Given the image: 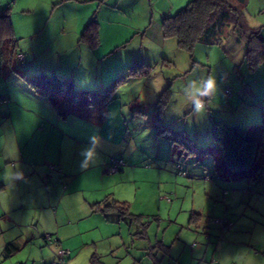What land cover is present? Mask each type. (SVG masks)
Segmentation results:
<instances>
[{
	"label": "rangeland",
	"instance_id": "374dc122",
	"mask_svg": "<svg viewBox=\"0 0 264 264\" xmlns=\"http://www.w3.org/2000/svg\"><path fill=\"white\" fill-rule=\"evenodd\" d=\"M244 16L248 26L260 27L264 35V0H247ZM32 19L35 24L22 29L21 23L19 28L29 34L36 27L37 33L17 41L24 60L14 55L9 70L0 75V97L6 86L32 91L28 81H36L38 75L52 76L49 68L56 80L65 74L77 76L74 88L93 94L126 73L127 67L113 77L108 72L116 68L117 58H124V50L103 63L94 52L79 49L65 56H41L38 10ZM28 44L38 47L24 50ZM244 51L238 31L223 38L221 44L198 43L192 53L180 50L175 39H167L165 57L151 64L148 76L129 77L114 100L106 106H93L81 121L61 119L59 129L70 134L67 138L56 130L50 134V122L39 120V135H28L26 140L32 137L36 141L39 136V164L46 161L57 167L47 179L61 176L59 168L68 169L66 165L72 167L70 163H74L77 168L71 173L81 181L100 186V178H109L104 182L109 190L100 197L101 208L113 201L126 202L131 215L119 220L113 211L104 215L87 206L86 210L81 205L72 206L68 211L75 224L61 229L60 235L54 229L39 227V236L25 247L21 242L27 233L8 229L0 221V264H58L55 247L43 238L46 233L53 242H61L59 248L68 251L64 264H154L149 252L157 261L162 260L161 264H264L253 258L264 257V177L228 180L220 172L225 167L220 151L212 148L210 135L213 120L256 135L264 129V64L251 72ZM163 59L167 60L164 64ZM78 76L87 81H77ZM208 80L213 81V88L207 96H198L195 88ZM39 99L55 111L47 99ZM196 100L202 105L199 109ZM68 111L59 105L60 115ZM78 140L83 145L81 150ZM180 142L195 152L190 153ZM207 149L212 153L205 154ZM114 157L124 161L119 172L89 169L80 175L85 166L93 167L104 160L107 165ZM82 159L86 165L80 163ZM206 175L214 178L205 179ZM216 220L227 224H217ZM235 237L237 246H227ZM14 239L21 244L20 250L4 260L2 251ZM161 243L168 247V255ZM224 243L229 248L222 254Z\"/></svg>",
	"mask_w": 264,
	"mask_h": 264
},
{
	"label": "crops",
	"instance_id": "0c3cea01",
	"mask_svg": "<svg viewBox=\"0 0 264 264\" xmlns=\"http://www.w3.org/2000/svg\"><path fill=\"white\" fill-rule=\"evenodd\" d=\"M3 1L4 6H2ZM3 1L0 3V9L9 8V22L13 39L17 44L18 54H22L19 51L22 45L17 41L29 38L30 33H32L31 35L37 33L35 27L32 32H28L29 34H24L19 26L23 23L21 25L23 29L24 25L27 27L29 23L35 24V19L32 18L38 10L39 54L41 56H65L71 51L79 49L85 53L94 52L93 54L99 55L98 58L103 63L115 54L120 56L124 50V58L122 55L117 58L114 63H117L116 68L108 71L113 77L118 73H124L120 71H124L134 59L151 65L157 64L162 56L165 57L167 39L163 36L162 21L167 16L177 13L190 0ZM55 13L56 15L53 17ZM91 20H95L99 25V45L95 49H90L86 44L79 42L83 29ZM84 45L86 47H83ZM37 47V45L28 44L24 50L37 49ZM40 67L45 69L44 66ZM49 69L52 76H55L54 71ZM76 77L72 74H65L60 79L71 78L72 82H76ZM77 81L86 82L87 80L86 77L78 76ZM9 87L11 86L2 88L4 94L2 97L6 101L0 106V221H3L8 229H20L27 233V238L21 242L22 246L25 247L35 235L39 236V227L41 229L47 228V231L54 229L56 234L60 235L61 229L75 224L76 220L71 218L68 211L72 209V206L81 205L84 210L87 206L89 210L99 212L93 208V205L102 204L100 197L104 191L109 190L104 182L109 178L104 176L100 178V186L97 183L90 184L81 181L78 175L74 176L71 173L77 166L70 163L72 167L66 165L68 169L59 168V172L60 170L63 171L60 172L62 174L60 175L64 177L53 176L47 179L50 171H54V168L57 167H53L46 161L39 164V136L36 141H33L32 137L30 140H26L27 136L39 135L40 120L41 122H50L52 127L50 134L57 131L60 136L67 138L70 134L59 129V121L69 118L81 121L82 118L86 117L87 111L91 112L94 107L67 108L69 111L62 116L58 112L48 109L45 103L39 99V95L33 91H26V89L18 91ZM15 117L16 122H14ZM18 122H20L19 125L22 122L24 124L19 126ZM40 131L44 133L45 129L41 126ZM78 141L77 146L81 150L83 145L80 140ZM80 163L86 165L84 159L80 160ZM105 165L106 161L104 160L93 167L85 166L86 168L80 172V175L89 169L106 173ZM131 170H135V168H131ZM45 178L46 180H44ZM121 179L117 182H120ZM243 179L254 180L255 178L240 176L228 180L239 181ZM239 229H243L242 226ZM16 241L18 239H14L5 245L2 251L4 260L20 250L21 244L19 246ZM56 241L57 243L53 246L57 250L61 242L58 239ZM236 242L235 237L234 242L227 246L234 248L237 246ZM7 246H10L9 253H5ZM227 246L226 243L222 245V254L226 248L228 250L229 247ZM70 256L71 251H69V258ZM253 258L255 262L264 261V257H258V255Z\"/></svg>",
	"mask_w": 264,
	"mask_h": 264
},
{
	"label": "trees",
	"instance_id": "16d2710c",
	"mask_svg": "<svg viewBox=\"0 0 264 264\" xmlns=\"http://www.w3.org/2000/svg\"><path fill=\"white\" fill-rule=\"evenodd\" d=\"M246 6L247 0H190L177 13L163 19L161 25L163 36L165 39H175L180 50L192 53L198 43L221 44L223 38L238 31L245 43L244 61L248 69L254 72L264 64V35L261 34L260 27L253 28L246 23L244 16ZM8 12L9 8L0 9V75L2 76L9 70L14 55H17L19 60H24L23 55L17 53ZM79 42L86 44L90 49H95L99 45V25L95 20H91L85 26ZM164 62L167 60L161 61L162 64ZM152 68L153 66L134 59L124 75L116 77L96 94L75 89L71 78L56 80L51 75L47 77L38 75L37 80L29 81L28 85L35 94L47 99L56 112L59 111V105L69 109L106 106L114 100L116 91L129 77L148 76ZM1 99L0 106L6 101L3 97H0ZM258 134L249 133L246 128L240 126H227L222 121H212L210 127L212 148L220 151L225 167L220 172L228 179L246 176L256 177L259 180L261 171H264L262 170L264 159H261V155L264 154V129L258 131ZM180 144L186 147L183 142ZM186 148L190 153L195 152L193 148ZM211 153L209 149L205 152V154ZM93 208L104 215L113 211L117 213L119 220L131 215L129 204L126 202L113 201L103 208L100 204L93 205ZM193 216L192 221L195 220ZM160 247L165 248V255L169 254L167 246L161 243ZM9 252L10 246H7L5 253ZM148 254L154 264H161L162 260L157 261L152 252Z\"/></svg>",
	"mask_w": 264,
	"mask_h": 264
},
{
	"label": "built area",
	"instance_id": "2783aa9c",
	"mask_svg": "<svg viewBox=\"0 0 264 264\" xmlns=\"http://www.w3.org/2000/svg\"><path fill=\"white\" fill-rule=\"evenodd\" d=\"M20 59H22L21 56H19ZM230 91L226 90L225 91V95L229 96ZM2 103V99L0 100V104ZM261 159H264V154L261 155ZM124 166V161L121 158H111L109 163L107 165H105V172L109 173V174H114L117 173L121 170V168ZM52 168V167H51ZM180 169V168H179ZM260 178L264 177V171H261L260 173ZM212 175H206L205 179H211ZM46 180V178L44 179ZM215 223L217 224H221V225H226L227 222L222 221V220H216ZM45 243L49 244V245H53L56 244L57 241L55 240L53 242L52 237L50 235H45L44 237ZM57 256H58V264H64L66 261V258L68 257V251L65 250L64 248H59L56 250Z\"/></svg>",
	"mask_w": 264,
	"mask_h": 264
},
{
	"label": "clouds",
	"instance_id": "9594fccd",
	"mask_svg": "<svg viewBox=\"0 0 264 264\" xmlns=\"http://www.w3.org/2000/svg\"><path fill=\"white\" fill-rule=\"evenodd\" d=\"M214 84L212 80H208L207 82H205L203 84V86H197L195 88V92L198 96L203 97V96H207L209 91L213 88ZM201 103L199 100H196V107L197 109H199L201 107ZM89 155H91V153H89Z\"/></svg>",
	"mask_w": 264,
	"mask_h": 264
}]
</instances>
